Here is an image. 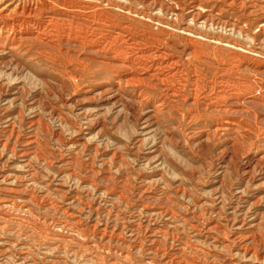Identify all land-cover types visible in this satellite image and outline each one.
<instances>
[{"label": "rangeland", "instance_id": "obj_1", "mask_svg": "<svg viewBox=\"0 0 264 264\" xmlns=\"http://www.w3.org/2000/svg\"><path fill=\"white\" fill-rule=\"evenodd\" d=\"M66 1L0 0V264H261L253 256L261 244L243 233L251 226L264 241V177L235 169L218 151L232 141L241 152L264 146L253 132L264 121L236 109L241 123L210 138L207 152L196 138L218 111L199 106L189 119L190 105L175 99L154 114L160 92L149 87L143 98L124 87L106 104L88 100L97 95L91 85L112 80L111 69L81 54L74 29L105 46L119 23L125 33L114 43L131 37L174 54L192 46L206 69L231 61L230 81L264 83V0ZM66 25L73 29L65 38ZM183 59L193 61L186 52ZM76 81L86 93L73 92ZM127 100L141 103V116L129 117Z\"/></svg>", "mask_w": 264, "mask_h": 264}, {"label": "bare ground", "instance_id": "obj_2", "mask_svg": "<svg viewBox=\"0 0 264 264\" xmlns=\"http://www.w3.org/2000/svg\"><path fill=\"white\" fill-rule=\"evenodd\" d=\"M46 1V0H45ZM68 1V0H67ZM66 1V2H67ZM51 2V1H50ZM59 3V1H58ZM111 4V3H110ZM195 4V3H194ZM51 5V4H50ZM66 5V4H65ZM193 5V4H192ZM198 5V4H196ZM49 7V6H48ZM82 7V6H81ZM194 7V6H193ZM198 7V6H197ZM33 8V6H32ZM195 8V7H194ZM202 8V7H201ZM35 9V8H34ZM49 9V8H47ZM57 9V8H56ZM176 9V8H175ZM197 9V8H195ZM172 10V8H171ZM174 10V8H173ZM47 11V10H44ZM52 11V10H51ZM179 11V10H178ZM181 11V10H180ZM55 12V11H54ZM53 12V13H54ZM59 12V11H58ZM64 12V11H63ZM66 12V11H65ZM191 12V11H190ZM32 13V12H31ZM43 13V12H42ZM44 14V13H43ZM56 14V13H55ZM63 14V13H62ZM69 14V13H68ZM190 14V13H189ZM192 14V13H191ZM190 14V15H191ZM32 15V14H31ZM2 16V15H1ZM42 16V15H41ZM55 16V15H54ZM65 16V15H64ZM68 16V15H67ZM75 16V15H74ZM73 16V17H74ZM51 17V16H48ZM69 17H72L69 15ZM77 17V16H76ZM81 17V16H80ZM101 17V15H100ZM192 17V16H190ZM3 18V17H2ZM42 18V17H41ZM40 18V19H41ZM75 18V17H74ZM45 19V18H44ZM79 19V18H78ZM180 19V18H179ZM201 19V18H199ZM260 19V18H259ZM36 20V19H35ZM48 20V19H47ZM60 20V19H59ZM67 20V19H66ZM22 21V20H21ZM27 21V20H26ZM39 21V20H38ZM55 21V20H53ZM81 21V19H80ZM101 21V20H100ZM5 22V21H4ZM32 22V21H31ZM52 22V21H51ZM66 22V21H64ZM106 22V21H105ZM36 23V22H35ZM40 23V22H38ZM58 23V22H57ZM13 24H15L13 22ZM23 24V23H22ZM41 24V23H40ZM121 24V23H120ZM126 24V23H125ZM236 24V23H235ZM238 24V23H237ZM7 25V24H6ZM12 25V24H11ZM35 25V24H34ZM48 25V24H47ZM51 25V24H50ZM110 25V24H109ZM113 25V24H112ZM245 25V24H244ZM22 26V25H21ZM24 26V25H23ZM40 26V25H39ZM52 26V25H51ZM104 26V24H103ZM108 26V25H107ZM119 26V23H118ZM118 26L113 25L115 29L116 36L111 38L110 42L105 44V46H100L96 41L86 40V36H81V28L75 26L74 38L79 40L81 54L90 59V61L95 63H105L110 65L112 80L102 84L101 86L91 85V87L96 91L97 95L94 97H89L88 100L100 101L102 103H108L118 99V91H122L124 87L137 88V98H143L145 94L144 90L149 87L150 90H159L160 93L152 99V109L154 114H158L169 101H174L175 99L180 100L181 103H188L190 106L186 110V114L190 116L189 119L194 117V114L199 106H204L205 109H213L218 111L219 114L212 116V119L208 122L209 125L201 130L197 135L198 145L207 151L211 152L212 147L209 145L208 141L210 138L214 139L216 136L220 135L222 132L229 131L241 123V120L234 118L236 109H241L243 112L251 115L255 120L260 118L264 121V83L262 82H251L248 84L237 83L230 81V72L233 69V65L230 62L223 63L222 68H215L208 66L206 69L202 66V60L200 53L192 46L188 47L187 51L182 50L178 54H174L171 50L169 51L162 44L159 48L152 47L151 45L147 47L140 46L138 41L133 38L126 37L121 39L119 43H114V39L118 36L119 32H124V29L118 28ZM8 27V26H7ZM26 27V25H25ZM27 26L26 28H28ZM45 27V26H44ZM56 27V26H55ZM60 27V25H59ZM169 27V26H168ZM181 27V26H180ZM257 27H264V21L259 20L257 22ZM11 28V27H9ZM22 28V27H21ZM62 28V27H61ZM172 28V27H171ZM1 29V28H0ZM13 29V28H12ZM32 29V28H30ZM34 29V27H33ZM59 29V28H58ZM73 29V28H72ZM71 25H66L62 29V36L69 37L70 31H72ZM22 30V29H21ZM38 30V29H37ZM260 30V29H259ZM258 30V31H259ZM11 32V30L9 29ZM8 31V32H9ZM43 31V30H42ZM131 31V30H130ZM138 31V30H137ZM74 32V31H73ZM140 32V31H139ZM146 32V31H145ZM17 33V32H16ZM20 33V32H19ZM37 32L32 30H24L23 35L26 38L35 39L37 37ZM44 33V32H43ZM59 33V32H58ZM61 33V31H60ZM59 33V34H60ZM110 33V32H109ZM125 33V32H124ZM135 33V32H134ZM148 33V32H147ZM153 33V32H152ZM38 34V33H37ZM105 34V33H103ZM131 34V33H130ZM143 34V33H142ZM22 35V36H23ZM139 35V34H138ZM185 35V34H184ZM191 35V34H190ZM194 35V34H193ZM192 35V36H193ZM262 35V33H261ZM13 36V35H12ZM53 36V35H52ZM112 36V35H111ZM128 36V35H127ZM134 36V35H133ZM260 36V35H259ZM258 36V37H259ZM72 37V36H71ZM138 37V36H136ZM143 38V36L141 35ZM146 37V36H145ZM151 37V35H150ZM184 38V36H182ZM60 38V37H59ZM264 38V37H262ZM108 39V38H107ZM106 39V40H107ZM141 39V38H140ZM147 39V38H146ZM19 40V39H18ZM55 40V39H54ZM102 40V39H101ZM188 40V39H187ZM14 41V40H13ZM50 41V40H49ZM76 41V40H75ZM157 41V40H156ZM190 41V40H189ZM19 43V42H18ZM146 43V42H145ZM165 43V42H164ZM69 44V43H68ZM174 44V43H173ZM190 44V43H189ZM12 45V44H10ZM17 45V44H16ZM34 45V44H33ZM15 46V45H14ZM69 46V45H68ZM197 46V45H194ZM199 46V45H198ZM10 46H8L9 48ZM18 47V46H16ZM72 47H76L73 45ZM12 48V47H11ZM53 48V47H52ZM199 48V47H198ZM7 49V48H6ZM13 49V48H12ZM15 49V47H14ZM170 49V48H169ZM50 50V49H49ZM79 50V51H80ZM105 50L110 51V55L102 56L101 52ZM16 52L15 50H13ZM52 51V50H51ZM50 51V52H51ZM67 51V50H66ZM40 52V51H39ZM78 52V51H77ZM184 52L188 56H191L193 61H185L183 59ZM10 53V52H9ZM18 53V52H16ZM15 53V55H16ZM8 54V53H7ZM25 54V53H24ZM30 54V53H29ZM104 54V53H103ZM1 55V54H0ZM3 55V54H2ZM186 55V54H185ZM28 56V55H27ZM56 56V55H55ZM1 57V56H0ZM45 57V56H44ZM50 57V56H49ZM205 57V56H204ZM241 57V56H240ZM58 58V57H57ZM35 59V58H34ZM82 60V59H81ZM106 60V62H105ZM187 60V59H186ZM209 60V59H208ZM212 60V59H211ZM58 61V60H57ZM244 61V60H243ZM249 61V60H248ZM254 61V60H253ZM78 62V61H77ZM205 62V61H204ZM255 62V61H254ZM68 63V62H67ZM201 63V64H200ZM221 63V62H220ZM79 64V63H78ZM242 64V63H241ZM246 64V63H245ZM70 65V64H69ZM100 65V64H99ZM236 65V64H235ZM72 67V66H71ZM103 68V67H102ZM107 68V67H106ZM207 71H212L213 75L207 77L205 69ZM246 68V67H245ZM244 68V69H245ZM255 68V67H254ZM80 69V68H79ZM83 70V68H82ZM69 72V71H68ZM109 72V71H108ZM107 72V73H108ZM247 72V71H246ZM264 73V69L261 70ZM98 73V72H97ZM96 73V74H97ZM100 73V72H99ZM104 73V72H102ZM100 73V74H102ZM248 73V72H247ZM234 74V73H233ZM238 74V73H237ZM253 74V73H252ZM85 76V75H84ZM100 76V75H99ZM108 76V75H107ZM240 76V75H239ZM254 76V75H253ZM241 77V76H240ZM242 77L243 74H242ZM246 77V76H245ZM252 77V76H251ZM71 81H74L72 75L69 77ZM88 78V77H87ZM91 78V77H90ZM97 78V77H96ZM101 78V77H100ZM99 78V79H100ZM76 79V78H75ZM239 79V78H238ZM110 80V79H109ZM233 80V79H232ZM264 80V79H262ZM94 82V81H93ZM64 83V82H63ZM73 83V92L78 94V92L86 93L87 88L82 85V81L71 82ZM88 83V82H87ZM86 83V84H87ZM85 84V85H86ZM90 84V83H88ZM94 84V83H93ZM230 85V86H229ZM231 87V88H229ZM152 88V89H151ZM228 88V89H227ZM242 88V89H241ZM231 89V90H230ZM91 90V89H90ZM131 90V89H130ZM135 90V89H134ZM149 90V89H148ZM232 90H236L235 93ZM128 91V90H127ZM239 91V92H238ZM123 92V91H122ZM133 92V91H132ZM135 92V91H134ZM147 94L149 93L146 92ZM131 94V93H130ZM150 94V93H149ZM83 95V94H82ZM126 96V95H125ZM235 96V99L232 97ZM145 97V96H144ZM239 97V98H238ZM130 98V97H129ZM134 98V97H133ZM151 98V97H150ZM135 99V98H134ZM147 100V99H146ZM151 100V99H150ZM94 101V102H95ZM237 101V102H236ZM145 102V101H144ZM239 102V103H238ZM148 103V102H147ZM238 103L239 105H237ZM171 104V103H170ZM228 104V107L225 105ZM63 105V104H62ZM104 105V104H103ZM124 105L128 111L129 117L136 118L142 115V105L139 101L127 100L124 101ZM109 106V105H108ZM169 104L167 105V107ZM172 108V107H171ZM165 109V108H164ZM168 109H170L168 107ZM179 109V107H177ZM82 110V109H81ZM145 111V110H144ZM167 111V110H166ZM78 113V112H77ZM80 113V112H79ZM83 113V112H82ZM172 113V111L170 112ZM215 114V113H214ZM11 115V114H10ZM147 115V114H146ZM145 115V116H146ZM170 116V115H169ZM6 117V116H5ZM210 118V117H209ZM143 119V118H142ZM186 120V118L184 119ZM245 120V119H244ZM6 121V120H5ZM201 121V120H200ZM246 121V120H245ZM95 122V120H94ZM189 122V121H188ZM243 122V121H242ZM91 123V122H90ZM98 123V122H97ZM197 123V122H196ZM207 124V123H206ZM12 125V124H11ZM10 125V126H11ZM95 125V124H93ZM243 125V124H242ZM101 126V125H100ZM202 126V125H201ZM250 126V125H249ZM249 126H247L249 128ZM9 128V127H8ZM7 128V129H8ZM251 128V127H250ZM237 129V128H236ZM170 134V137L174 139L179 144H182L180 139L181 134L175 132L174 129ZM198 132V131H197ZM196 132V133H197ZM254 132L256 138L259 136L264 139V128H258ZM28 133V132H27ZM59 134V133H58ZM57 135V134H56ZM246 135V134H245ZM248 135V134H247ZM224 136V135H223ZM75 138V137H74ZM81 138V137H80ZM84 138V137H83ZM182 138V137H181ZM26 140V139H24ZM27 141V140H26ZM34 141V140H33ZM79 141V140H78ZM81 141V140H80ZM30 142V140H29ZM259 140V144H260ZM3 143V142H2ZM5 144V143H4ZM10 144V143H9ZM262 144V143H261ZM32 145V144H31ZM4 146V145H3ZM27 146V145H26ZM30 146V145H29ZM258 146V145H257ZM254 143H250L249 146L241 152V150L234 146L233 141L229 143H223L222 149L219 150V155L221 159L226 158L228 162H232L233 166L237 170L250 171L253 169H258L260 171L261 177H264V146L257 147ZM5 147V146H4ZM28 149V148H27ZM24 150V149H23ZM22 150V151H23ZM29 151V150H28ZM27 151V152H28ZM24 152V151H23ZM22 152V154H23ZM33 153V152H32ZM35 153V152H34ZM18 154V153H17ZM25 154V153H24ZM28 154V153H27ZM31 155V154H30ZM36 155V154H35ZM29 156V155H28ZM24 157V156H23ZM21 158V157H20ZM19 159V158H18ZM27 159V158H26ZM220 159V160H221ZM24 160V159H23ZM22 160V161H23ZM64 161V160H63ZM60 163V162H59ZM223 164V163H222ZM17 165V164H16ZM50 166V165H49ZM1 174V173H0ZM3 179V177H2ZM23 179V178H22ZM11 180V179H10ZM14 180V179H13ZM261 180V179H259ZM7 181H9L7 179ZM256 182V181H255ZM264 182V181H261ZM1 183V182H0ZM6 183V182H4ZM10 183V182H9ZM262 184V183H261ZM12 185V184H10ZM4 186V185H3ZM17 188V187H16ZM1 190V189H0ZM3 191V190H2ZM11 192V191H10ZM14 192V191H12ZM6 193V192H5ZM4 194V192H3ZM8 195V194H7ZM10 194V198H13ZM2 197V196H1ZM8 197V196H7ZM18 197V196H17ZM9 198V200H10ZM16 198V197H15ZM19 198V197H18ZM13 200V199H12ZM25 201V199H23ZM8 201V200H7ZM22 201V202H24ZM30 201V200H29ZM21 203V201H20ZM11 204V202H10ZM24 204V203H23ZM4 205V204H3ZM20 205V204H19ZM32 205V203H31ZM1 207V206H0ZM7 207V205L5 206ZM14 207V206H12ZM32 207V206H31ZM16 208V207H15ZM14 208V209H15ZM5 209V208H4ZM28 209V207H27ZM156 209V208H155ZM3 210V207H2ZM18 210V209H17ZM21 210V209H20ZM23 210V209H22ZM21 210V211H22ZM212 210V209H211ZM26 211V210H25ZM28 211V210H27ZM157 211V210H156ZM5 213V212H3ZM30 214V213H29ZM70 214V213H69ZM1 216V215H0ZM74 216V215H73ZM8 217V216H7ZM39 217V216H38ZM37 217V218H38ZM11 218V217H10ZM15 218V217H14ZM189 218V217H188ZM191 219V218H190ZM5 220V219H4ZM8 220V219H7ZM12 220V219H11ZM18 220V219H16ZM258 220V219H257ZM66 221V220H65ZM181 221V220H180ZM184 221V219H183ZM256 221V220H255ZM2 222V221H1ZM4 222V221H3ZM14 222V221H13ZM40 222V221H38ZM20 223V222H19ZM44 223V221H43ZM64 223V222H63ZM212 223V222H211ZM250 223V222H249ZM14 224V223H13ZM34 224V222H33ZM39 224V223H38ZM252 224V223H251ZM35 225V224H34ZM41 225V224H40ZM53 225V224H52ZM61 225V224H60ZM70 225V224H69ZM75 225V224H74ZM190 225V224H189ZM244 224H242L243 226ZM245 224L244 226H246ZM250 225V224H248ZM38 226V225H37ZM36 226V227H37ZM68 226V225H67ZM207 226V225H206ZM236 227V226H235ZM39 228V227H38ZM55 228V227H54ZM57 228V227H56ZM74 228V227H70ZM76 228V227H75ZM205 228V227H204ZM238 228V227H237ZM255 228V227H254ZM81 229V228H80ZM32 230V229H31ZM61 230V229H60ZM202 230H204L202 228ZM233 230V229H232ZM237 230V229H236ZM42 231V230H41ZM54 231V230H53ZM56 231V230H55ZM54 231V232H55ZM105 231V230H103ZM194 231V230H193ZM198 231V230H196ZM242 231V230H241ZM76 232V231H75ZM78 232V231H77ZM34 233V232H33ZM59 233V232H58ZM82 233V230H81ZM208 233V232H207ZM237 236L239 232H236ZM245 239L251 242H259L261 244V249L253 253L255 259L264 264V241L257 237V234L253 231L251 226H246L244 231ZM38 235V234H37ZM79 235V233H78ZM205 235V234H204ZM41 236V235H40ZM64 237V236H63ZM67 237V236H66ZM106 237V236H104ZM103 237V238H104ZM55 238V237H54ZM205 238V237H204ZM61 239V238H60ZM111 239V238H110ZM63 240V239H62ZM108 240V239H107ZM113 240V239H112ZM51 241V240H50ZM111 241V240H110ZM239 238L235 237L232 241L233 244L239 243ZM222 242V241H221ZM79 243V242H78ZM77 243V244H78ZM185 244V243H184ZM224 244V243H223ZM57 245V243H56ZM232 245V244H231ZM49 246V245H48ZM256 246V245H255ZM56 247V246H55ZM84 247V246H83ZM76 248V247H75ZM239 248V247H238ZM236 248V249H238ZM52 249V248H51ZM251 249V248H250ZM232 250V249H231ZM243 250V249H242ZM114 251V250H113ZM111 252V251H110ZM234 252V251H233ZM232 252V253H233ZM237 253V251L235 250ZM240 252V250H239ZM225 254V253H224ZM91 255V254H90ZM97 253H94V256ZM236 255V254H235ZM250 254H248L249 257ZM127 257V256H126ZM238 257V256H237ZM95 258V257H94ZM114 258V257H113ZM165 259V258H164ZM239 259V258H238ZM248 259V258H246ZM250 259V258H249ZM116 261V260H115ZM235 261V260H234ZM110 262V261H108ZM112 262V260H111ZM170 262V261H169ZM98 263V262H97ZM173 263V262H172ZM253 263V262H252ZM251 263V264H252ZM99 264V263H98ZM114 264V263H112ZM234 264V262H233Z\"/></svg>", "mask_w": 264, "mask_h": 264}]
</instances>
